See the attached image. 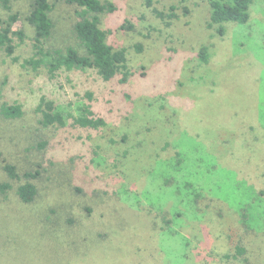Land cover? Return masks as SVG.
<instances>
[{"label":"rangeland","instance_id":"rangeland-1","mask_svg":"<svg viewBox=\"0 0 264 264\" xmlns=\"http://www.w3.org/2000/svg\"><path fill=\"white\" fill-rule=\"evenodd\" d=\"M107 1L117 10L101 16L102 28L128 49L129 81L74 74L51 94L75 116L76 101L93 93L108 122L91 138L72 120L44 127L35 106L47 71L22 66L31 46L18 49L19 62L0 49V106L26 109L0 116V184L8 163L38 188L30 205L16 195L24 177L0 196V264H204L238 243L250 264H264V0L223 37L207 28L202 0ZM14 4L28 14L30 0ZM52 15L50 45L76 47L74 8L54 2ZM203 46L209 64L198 60Z\"/></svg>","mask_w":264,"mask_h":264},{"label":"trees","instance_id":"trees-1","mask_svg":"<svg viewBox=\"0 0 264 264\" xmlns=\"http://www.w3.org/2000/svg\"><path fill=\"white\" fill-rule=\"evenodd\" d=\"M16 1L0 0V49L14 62H19L20 59L16 55L18 49L22 46H31L32 56L25 59L22 66L31 68L34 72L47 71V77L40 86L44 92L39 95V102L35 106L36 112L41 115V124L44 127L65 128L69 124L68 121L72 120L71 126L88 132L89 138H91L92 134L107 126L108 122V119L97 111V106L92 104L93 93L86 92L82 101H76L79 105L75 116L71 113L66 114V109L52 95L57 94L56 88L64 89L65 83L70 84L71 76L74 74L90 73L104 83H109L118 76H122L121 83L126 84L129 81L131 73L127 66L128 49L113 47L108 42L109 32L102 28L101 16L116 12L117 7L107 0H30L29 12L23 16L21 11L15 8ZM144 1L148 7L153 8L154 0ZM202 1L209 5L207 28L222 37L225 36L227 24L246 25L251 19L250 10L254 0ZM54 2L74 8L78 18L72 28V33L78 42L76 47L68 46L61 49L50 45L55 30L52 15ZM154 12L160 18L167 16L156 9ZM168 16L170 18L177 17L174 13ZM20 22L27 25L33 35L28 34L27 29H17L16 25ZM128 25L129 28H132L130 24ZM138 50L141 51V48L138 47ZM210 57L209 47L203 46L198 54L200 64H209ZM35 81L37 80L31 82L32 85L26 91L33 92ZM26 98L29 96L26 95ZM25 110L24 102L14 100L0 106V116L5 119H20L24 116ZM3 169L10 181L0 184V196L6 197L7 192L13 189L12 181L20 182L24 177L27 181L18 185L16 195L23 204H32L38 195V188L30 179L36 176L30 172L21 176L17 168L8 163L4 165ZM257 195L258 199L263 200L264 190ZM196 196L199 197V195ZM253 207L254 205H249L246 209H242V221L247 229L251 228L248 211H252ZM171 222L163 218L164 224L169 225ZM231 240V236H227V241ZM205 256L204 264H218L219 261L224 264H234V262L250 264L248 249L241 243L235 244L233 250L230 245L227 252L218 256L219 259H216V254L208 256L206 254Z\"/></svg>","mask_w":264,"mask_h":264}]
</instances>
